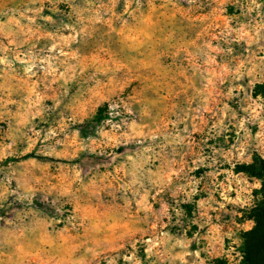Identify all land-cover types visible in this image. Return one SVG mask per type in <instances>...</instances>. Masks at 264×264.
<instances>
[{
	"label": "rangeland",
	"instance_id": "1",
	"mask_svg": "<svg viewBox=\"0 0 264 264\" xmlns=\"http://www.w3.org/2000/svg\"><path fill=\"white\" fill-rule=\"evenodd\" d=\"M262 161L264 0H0V264H243Z\"/></svg>",
	"mask_w": 264,
	"mask_h": 264
},
{
	"label": "trees",
	"instance_id": "2",
	"mask_svg": "<svg viewBox=\"0 0 264 264\" xmlns=\"http://www.w3.org/2000/svg\"><path fill=\"white\" fill-rule=\"evenodd\" d=\"M103 108L99 110V116H102ZM238 172H247L250 175L262 180V186L259 189L261 202L252 208L251 216L255 225L246 231L244 236V262L243 264H264V161L260 169L256 164L243 163L237 165Z\"/></svg>",
	"mask_w": 264,
	"mask_h": 264
}]
</instances>
